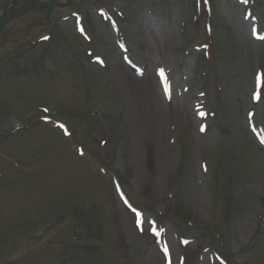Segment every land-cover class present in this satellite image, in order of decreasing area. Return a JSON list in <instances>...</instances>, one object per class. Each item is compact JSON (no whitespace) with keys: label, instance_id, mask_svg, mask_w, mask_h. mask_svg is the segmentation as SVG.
<instances>
[{"label":"rangeland","instance_id":"1","mask_svg":"<svg viewBox=\"0 0 264 264\" xmlns=\"http://www.w3.org/2000/svg\"><path fill=\"white\" fill-rule=\"evenodd\" d=\"M0 264H264V0L2 15Z\"/></svg>","mask_w":264,"mask_h":264},{"label":"water","instance_id":"2","mask_svg":"<svg viewBox=\"0 0 264 264\" xmlns=\"http://www.w3.org/2000/svg\"><path fill=\"white\" fill-rule=\"evenodd\" d=\"M24 0H13L11 1L0 13V17L4 15L7 11H9L14 5H16L18 2H21ZM49 1H57V0H49Z\"/></svg>","mask_w":264,"mask_h":264},{"label":"trees","instance_id":"3","mask_svg":"<svg viewBox=\"0 0 264 264\" xmlns=\"http://www.w3.org/2000/svg\"><path fill=\"white\" fill-rule=\"evenodd\" d=\"M113 176H114V178L116 179V181H117V183H118V188H119V190L122 192V194H123V192H124V190H123V184H124V182H123V179L121 178V175H117V174H115V173H113ZM125 194V193H124Z\"/></svg>","mask_w":264,"mask_h":264},{"label":"bare ground","instance_id":"4","mask_svg":"<svg viewBox=\"0 0 264 264\" xmlns=\"http://www.w3.org/2000/svg\"><path fill=\"white\" fill-rule=\"evenodd\" d=\"M122 71H123L122 73L125 74V76L127 77L129 76V74L126 71H124V69Z\"/></svg>","mask_w":264,"mask_h":264},{"label":"snow or ice","instance_id":"5","mask_svg":"<svg viewBox=\"0 0 264 264\" xmlns=\"http://www.w3.org/2000/svg\"><path fill=\"white\" fill-rule=\"evenodd\" d=\"M205 2H207V0H205ZM60 127H63V125H60Z\"/></svg>","mask_w":264,"mask_h":264}]
</instances>
